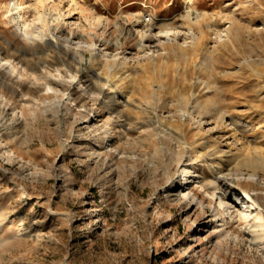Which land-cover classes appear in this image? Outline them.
Returning a JSON list of instances; mask_svg holds the SVG:
<instances>
[{"label":"rangeland","instance_id":"rangeland-1","mask_svg":"<svg viewBox=\"0 0 264 264\" xmlns=\"http://www.w3.org/2000/svg\"><path fill=\"white\" fill-rule=\"evenodd\" d=\"M56 1L43 0L39 18L27 15L25 28L0 7V46H24L49 68L78 57L63 40L49 45V32L95 44L94 54L77 47L83 59L68 86L72 99L41 90L39 107L20 108L12 118L13 110L0 108V264H264V239L244 231L250 199L243 192L264 205V0H194L192 14L183 0ZM151 22L179 26L185 44L180 34L178 43L157 48L144 40L141 48L136 29ZM31 31L44 38L30 41ZM112 53L128 63L104 59ZM78 80L87 92L77 89ZM101 90L117 94L111 113L127 117L123 128L113 127L124 138L113 137L107 148L84 121L92 104L106 117V101L92 100ZM16 91L3 93L16 100ZM217 110L250 129L229 124L207 132V124L197 129L177 117L185 111L218 123ZM232 132L238 147L225 144ZM191 156L206 176L215 172L207 166L219 164L226 174L243 171V158L253 161L245 168L259 180L241 179L215 197L192 180L187 185L201 204L178 198L165 188L180 179L176 160L189 163ZM217 218L227 221L225 235Z\"/></svg>","mask_w":264,"mask_h":264},{"label":"bare ground","instance_id":"bare-ground-1","mask_svg":"<svg viewBox=\"0 0 264 264\" xmlns=\"http://www.w3.org/2000/svg\"><path fill=\"white\" fill-rule=\"evenodd\" d=\"M9 1L11 4L6 3L4 0L1 1L0 7L5 8V12L9 14V17L11 16L12 19H15V21L20 22L22 27L25 28L27 26V24L23 21V20H27V15H30V20H29L30 22H33L34 20L36 21L39 18V12L43 0H34L27 2H25L26 0H9ZM45 1L51 4L54 3L56 0H45ZM183 1L187 6V10L190 11L189 13L192 14V11L194 9L191 6L194 5L195 1L194 0H183ZM189 13H187V15H190ZM193 15L194 17H196L199 16V13H195ZM154 23L151 22L144 29H141V27L136 29V33L139 36L138 44L139 46H141V48H143L144 46V44H142V41L144 40L146 42L152 41L154 43V46H156L157 48H161L162 45L167 42L170 43L177 42L178 41L177 36L180 34H182L180 37L183 41L181 40L182 43L179 44H185L183 42L185 38L188 37L187 36L188 34L185 33L183 34L179 26L161 28L160 26L155 25ZM187 30H188L187 33L189 32L191 35V31L189 29ZM222 31L224 32V30ZM23 32L26 33V31ZM49 34L52 38V40L49 39L46 40V42H48L49 45L58 44L61 42V40H63L67 46L68 44L72 45L74 53L78 55V57L73 58L74 62L65 61L62 66H54L53 68L51 67L49 68V66L46 64L47 60H45L44 58L41 59V57H38L37 60H34L32 57H28L26 55L24 46H19L18 48H15L12 51H8L0 46V108L4 109L8 107V109L13 110L12 113L10 114L11 118L15 114L20 115V108L39 107L41 105V102H43V100H41V93H42L41 90L52 92L54 97H57L54 93L61 90L63 91L64 94L67 95L66 100L72 99V95H71L72 93L70 92V90H68L69 89L68 86H70V84L77 78L76 72L79 70L77 65L83 59V54H81L77 50V47L81 46V48H84L93 54L95 52V47H94L95 44L93 42H87L81 39L73 41L71 40L70 37H65L64 39H60L59 37H57V35L53 34L52 32L51 33L49 32ZM36 37L43 39L44 33H40L39 31L37 33L32 32L28 36V39L30 41H34ZM192 38L194 39L195 35H193ZM145 45L148 44L145 43ZM115 55L116 54L114 53L109 55L105 54L104 59L107 60L106 58H108V56L110 57L112 56L111 59H114V61H119L120 65L128 63L129 60L127 56L124 55L123 57L119 58ZM46 56L49 55L46 53ZM49 57H53V56H49ZM109 66L110 65H108V67ZM85 79L84 81L88 80ZM77 86H78L77 89H79L81 92L83 93L87 92L86 87L83 85V83H80L79 80L77 81ZM6 89H11L13 92H15V90L17 89L18 92L17 91L16 92L20 95V98H17L16 100H9L8 98H6V96L3 93V91ZM28 90L32 91V96L29 98L27 97L28 94L26 93ZM102 99L107 103L105 104V107L103 109V111L106 110V114H107L106 117L101 119L100 118L101 117L100 115H102L101 111L97 109L98 108L97 105L95 108H93L92 106L94 104H92L91 107H89V110L90 112H92V115L86 116L84 121H85V128L86 127L90 128L92 138L95 140L99 139L100 142L104 143L106 147L112 145L111 140L113 137L119 140L124 138V132H122L121 130L115 131L113 127L114 125H117L119 122L120 127L123 128V126L126 124L127 117L124 114L113 115L111 113V110L117 108L120 102L119 97L117 96L116 93L101 90L99 92L98 97L92 98L94 102H98V103L102 102ZM54 103H57L59 105L64 104L62 98L55 99ZM110 103L113 104L112 107L111 105L109 106ZM216 112H217L216 115L218 116V123H213L212 120L206 121L205 119H203L201 115H196V116L189 115L188 113H185V111L178 113L177 117L179 121H184V120L189 121L190 124L193 127H196L197 129H203L205 124H207L208 128L205 130L207 132H211L212 130L214 131L226 130L229 124L232 125V127L239 129V131L240 130L246 131L250 129V124L247 121H243L241 119H235L232 116L227 115L222 110H217ZM121 117H123V119H120ZM91 125H93V127ZM11 127L12 126L9 123L5 125L3 129L5 131H8L11 129ZM224 140H225V144H229L234 147H238L239 145L238 137L233 132L226 135L224 137ZM219 151L221 150L219 149ZM93 152L95 151L92 150L89 152V154ZM176 153L177 152L174 151L171 157L176 158ZM209 155L210 153H204L202 156H205V158H207ZM196 157L198 156H191V161L189 163L184 162V159L176 160L175 170L180 171L179 174L180 179L178 183H176L174 179H171V182L166 186L165 189L169 192L175 191V194L178 198H187L188 200H192V201L195 200V203L199 205L201 204V202L196 199L194 193L189 189L187 185L192 180L200 182V184L204 185L209 190L208 195H210L211 197H215L217 194L221 196L227 195L229 189L232 186H237L241 179H251L257 181L259 180V177L256 174V172L249 171L245 168L246 166H248L251 167L252 169V166L253 165L255 166L254 164L255 162L253 161L252 163L251 162L248 163V161H246L243 158V161L240 163V166L242 167L243 171L240 170L238 172H226V174L225 172H223L219 164L215 165L214 169H212L210 166H207L208 171H215V172H213V174L211 175L206 176L204 172L198 170L199 167L201 166L199 165V162ZM243 192L245 196L250 199L249 204L247 205V210L250 218H248L247 225L245 226L244 231L250 237L251 240L255 242L258 241L259 243V240L264 239V205L261 204L257 196L254 195V193H251L246 189H243ZM244 217L246 216H243V218ZM218 220L220 224L217 225L216 227H221L219 234L225 235L228 232V229L225 226L227 221L225 218H220Z\"/></svg>","mask_w":264,"mask_h":264},{"label":"built area","instance_id":"built-area-1","mask_svg":"<svg viewBox=\"0 0 264 264\" xmlns=\"http://www.w3.org/2000/svg\"><path fill=\"white\" fill-rule=\"evenodd\" d=\"M142 19L147 21L149 19V16L147 14H145V15H143Z\"/></svg>","mask_w":264,"mask_h":264}]
</instances>
